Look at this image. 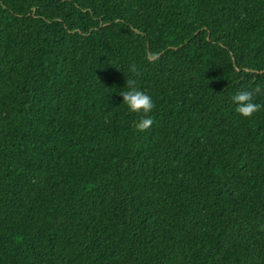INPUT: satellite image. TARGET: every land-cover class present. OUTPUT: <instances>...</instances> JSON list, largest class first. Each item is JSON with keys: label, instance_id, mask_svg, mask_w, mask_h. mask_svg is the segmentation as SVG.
<instances>
[{"label": "trees", "instance_id": "trees-1", "mask_svg": "<svg viewBox=\"0 0 264 264\" xmlns=\"http://www.w3.org/2000/svg\"><path fill=\"white\" fill-rule=\"evenodd\" d=\"M256 85L264 0H0V264H264Z\"/></svg>", "mask_w": 264, "mask_h": 264}, {"label": "clouds", "instance_id": "clouds-1", "mask_svg": "<svg viewBox=\"0 0 264 264\" xmlns=\"http://www.w3.org/2000/svg\"><path fill=\"white\" fill-rule=\"evenodd\" d=\"M129 73L136 75L139 74V69L135 63H132L129 66ZM126 89V91L120 92V95L123 97L122 102L127 105L131 112L139 114L140 118L135 123V128L140 132H144L154 123L149 113L152 112L155 104L152 97L138 87V82L133 76L127 78ZM262 93H264V87L261 85L237 91L231 97L236 106L235 111L242 117H253L255 113L264 107V105L255 102V97Z\"/></svg>", "mask_w": 264, "mask_h": 264}]
</instances>
